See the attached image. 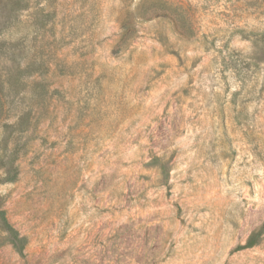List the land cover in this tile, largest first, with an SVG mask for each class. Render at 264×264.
Listing matches in <instances>:
<instances>
[{"label": "rangeland", "instance_id": "rangeland-1", "mask_svg": "<svg viewBox=\"0 0 264 264\" xmlns=\"http://www.w3.org/2000/svg\"><path fill=\"white\" fill-rule=\"evenodd\" d=\"M28 1L0 264H264V0Z\"/></svg>", "mask_w": 264, "mask_h": 264}, {"label": "trees", "instance_id": "trees-1", "mask_svg": "<svg viewBox=\"0 0 264 264\" xmlns=\"http://www.w3.org/2000/svg\"><path fill=\"white\" fill-rule=\"evenodd\" d=\"M7 3L11 4V7L7 11L5 20L0 26V51L5 48L4 60L6 63L14 61V48L20 44L27 36L28 32H24L21 29L16 28L17 21L20 15L29 9L28 0H8ZM36 58H29L28 65L31 66L36 62ZM7 67L0 66V91L6 88V85L10 83L12 74L9 70H4ZM1 116V111H0ZM2 161V168H5V176L2 178L3 182L12 181L16 178V168L12 167V163ZM0 233L4 236L3 243H9L19 254H24L25 247L27 245V238L21 235L20 231L9 221L7 213L3 208V201L0 195ZM264 233L263 228L254 234L248 242L242 247H252L258 243V237ZM2 243V244H3Z\"/></svg>", "mask_w": 264, "mask_h": 264}]
</instances>
